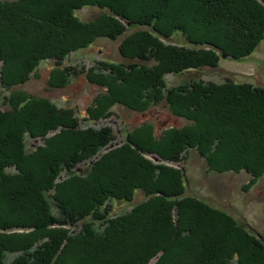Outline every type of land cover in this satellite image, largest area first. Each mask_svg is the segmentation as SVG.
<instances>
[{
  "label": "trees",
  "instance_id": "16d2710c",
  "mask_svg": "<svg viewBox=\"0 0 264 264\" xmlns=\"http://www.w3.org/2000/svg\"><path fill=\"white\" fill-rule=\"evenodd\" d=\"M84 7L106 12L83 21ZM137 26L151 29L127 33ZM177 33L186 45L162 40ZM13 34L22 43L11 44ZM122 35L120 55L136 61L86 70L105 88L86 124L15 89L45 60L56 65L48 84L63 87L77 72L59 66L71 53ZM263 38L264 0H0V264H264V241L185 195L183 168L168 164L194 149L209 170L245 171L254 184L264 174V87L166 82L215 68L221 55L243 61ZM114 104L138 112L162 104L172 122L136 125L116 141L101 123ZM27 140L41 142L27 149ZM138 190L144 200L109 215V201L130 202Z\"/></svg>",
  "mask_w": 264,
  "mask_h": 264
},
{
  "label": "rangeland",
  "instance_id": "374dc122",
  "mask_svg": "<svg viewBox=\"0 0 264 264\" xmlns=\"http://www.w3.org/2000/svg\"><path fill=\"white\" fill-rule=\"evenodd\" d=\"M102 12H106V10L96 7H84L78 10L76 14L80 20L91 21ZM139 28L151 29L147 26L129 27L127 33ZM123 36L116 39L98 37L89 47L71 53L59 66L75 67L77 72L75 74L68 72V82L63 87L55 88L48 84L50 71L56 65L54 60H45L38 65L24 84L16 86L15 89L22 90L33 97L48 98L59 108H71L75 111L80 123L86 124L84 118L88 107L94 104L95 98L105 90V88L88 80L85 74L86 70L89 67L96 66L102 60L118 64L136 61L120 55L119 44ZM16 37L15 34H13L12 39L9 37L11 44L15 41V43H22V40ZM162 40L177 45L187 44L180 33L167 39L162 38ZM192 79L214 83L231 80L236 83L264 87V38L243 61H235L221 55L218 66L215 68L206 67L199 70L184 71L178 75L169 74L166 76V82L171 87ZM168 114L170 113L167 107L162 104L153 106L145 112L133 111L124 105L114 104L109 109V117L101 123L111 127L115 140L121 142L125 138L126 130L142 123H152L157 131L165 129L168 122H172L168 118ZM182 124L184 122L178 120L174 123L175 126ZM39 142L41 140H27L25 147L31 149L33 145ZM112 147L113 145L110 144L106 150ZM168 164L174 165L178 169L183 168L185 195L195 196L215 208L226 211L237 221L245 224L251 233L264 241V174L254 184L249 185L251 179L249 173L245 171H227L223 173L211 171L207 168L204 158L194 149L183 153L180 163ZM144 198V193L138 190L130 202L109 201L107 203L109 215H119L127 212ZM79 227V225L74 228L70 227L69 230L78 229ZM13 231L20 232L22 230Z\"/></svg>",
  "mask_w": 264,
  "mask_h": 264
},
{
  "label": "water",
  "instance_id": "95a60500",
  "mask_svg": "<svg viewBox=\"0 0 264 264\" xmlns=\"http://www.w3.org/2000/svg\"><path fill=\"white\" fill-rule=\"evenodd\" d=\"M126 25L129 26L130 23L128 22ZM153 159H154V161H157L158 160V158H153Z\"/></svg>",
  "mask_w": 264,
  "mask_h": 264
}]
</instances>
